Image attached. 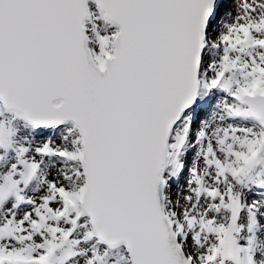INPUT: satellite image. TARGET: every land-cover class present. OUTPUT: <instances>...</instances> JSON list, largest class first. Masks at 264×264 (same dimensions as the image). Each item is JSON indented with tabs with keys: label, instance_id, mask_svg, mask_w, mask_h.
Listing matches in <instances>:
<instances>
[{
	"label": "snow or ice",
	"instance_id": "1",
	"mask_svg": "<svg viewBox=\"0 0 264 264\" xmlns=\"http://www.w3.org/2000/svg\"><path fill=\"white\" fill-rule=\"evenodd\" d=\"M0 264H264V0H0Z\"/></svg>",
	"mask_w": 264,
	"mask_h": 264
}]
</instances>
